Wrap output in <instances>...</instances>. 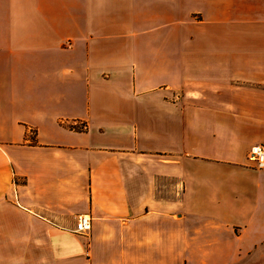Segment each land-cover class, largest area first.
Instances as JSON below:
<instances>
[{
    "label": "crops",
    "instance_id": "1",
    "mask_svg": "<svg viewBox=\"0 0 264 264\" xmlns=\"http://www.w3.org/2000/svg\"><path fill=\"white\" fill-rule=\"evenodd\" d=\"M263 143L264 0H0V264H264Z\"/></svg>",
    "mask_w": 264,
    "mask_h": 264
},
{
    "label": "built area",
    "instance_id": "2",
    "mask_svg": "<svg viewBox=\"0 0 264 264\" xmlns=\"http://www.w3.org/2000/svg\"><path fill=\"white\" fill-rule=\"evenodd\" d=\"M86 129V124L80 125ZM248 160L256 165L257 168L264 170V143L254 146L248 153ZM92 229V216L89 213L79 214L76 217L75 232L87 235Z\"/></svg>",
    "mask_w": 264,
    "mask_h": 264
}]
</instances>
